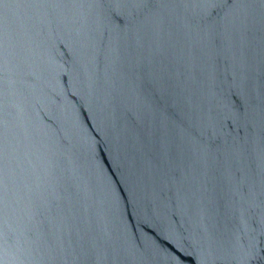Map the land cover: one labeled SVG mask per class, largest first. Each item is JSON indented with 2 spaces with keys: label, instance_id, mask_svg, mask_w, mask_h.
Masks as SVG:
<instances>
[{
  "label": "water",
  "instance_id": "1",
  "mask_svg": "<svg viewBox=\"0 0 264 264\" xmlns=\"http://www.w3.org/2000/svg\"><path fill=\"white\" fill-rule=\"evenodd\" d=\"M264 264V0H0V264Z\"/></svg>",
  "mask_w": 264,
  "mask_h": 264
},
{
  "label": "snow or ice",
  "instance_id": "2",
  "mask_svg": "<svg viewBox=\"0 0 264 264\" xmlns=\"http://www.w3.org/2000/svg\"><path fill=\"white\" fill-rule=\"evenodd\" d=\"M176 255H177V257H178V259L180 261V264H183L184 259H186L185 257H183V254L179 253V251L176 250Z\"/></svg>",
  "mask_w": 264,
  "mask_h": 264
}]
</instances>
